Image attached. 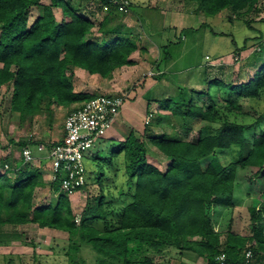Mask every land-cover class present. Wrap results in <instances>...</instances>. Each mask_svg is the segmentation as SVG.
Returning a JSON list of instances; mask_svg holds the SVG:
<instances>
[{
	"label": "trees",
	"instance_id": "1",
	"mask_svg": "<svg viewBox=\"0 0 264 264\" xmlns=\"http://www.w3.org/2000/svg\"><path fill=\"white\" fill-rule=\"evenodd\" d=\"M98 1L106 9L95 23L80 12V0H0V87L10 88L7 108L18 113L20 126H33L45 114L48 128L61 124L64 135L55 108L75 110L98 95L76 88L75 70L105 79L135 64L130 59L134 51L148 53L141 33L124 23L118 6ZM185 1H193L196 12L207 16L227 11L229 19L242 20L249 28L252 19L246 16L259 10L258 0ZM248 41L235 50L246 49ZM163 46H157V56ZM263 54L264 46L254 50L249 57L254 73L236 75L235 82L209 77L204 65L198 87L164 91L155 100L169 114L152 113L144 125L146 137L128 128L123 140L99 138L84 155V182L72 192L85 188L79 213L63 190L68 176L63 169L48 180L50 200L34 202L36 189L47 183L41 168L29 167L22 155L29 147L35 158L36 147L44 162L61 138L44 142L31 135L16 143L9 139L13 149L20 150V159L14 164L8 157L0 159V227L32 223L67 233L51 244L60 250H52V256L61 264H157L154 257L170 249L177 262L165 264H185L184 256L212 262L221 252L241 260L247 248L264 257ZM159 60L156 67L161 70ZM193 119L200 126L197 137L189 140L182 133L189 132ZM152 125L161 133L150 132ZM146 140L168 160L164 169L147 161ZM245 166L254 168L250 179L261 199L254 197L246 214H240L233 202L235 177L238 167ZM93 185L97 191L90 193ZM244 221L247 235L242 233Z\"/></svg>",
	"mask_w": 264,
	"mask_h": 264
},
{
	"label": "rangeland",
	"instance_id": "2",
	"mask_svg": "<svg viewBox=\"0 0 264 264\" xmlns=\"http://www.w3.org/2000/svg\"><path fill=\"white\" fill-rule=\"evenodd\" d=\"M41 1L47 3L49 0ZM260 1L262 0H258V7ZM73 2L75 3L76 0H73ZM127 3H129L128 10L120 11L123 12L120 15L124 23L132 27L135 33H141L142 45L153 44L151 45L152 48L149 49L148 53L143 54L134 51L130 59L139 65L132 66L133 68L128 67L130 69L124 68L120 73L116 69L105 79L98 75H90L85 70L83 72L79 69L75 71L77 89L97 93L98 95L124 93L127 96L122 107L124 110L116 120L119 123L120 130H117L113 122L111 128L107 131L108 136L114 133L117 136L116 138L123 140L125 136L124 129L127 131L128 128H133L139 137L143 135L144 125L151 121L152 113L169 114V110L160 106L155 99L161 97L164 91H176L178 86L198 87L205 66L209 77L221 76L226 81L232 82L236 81V75L241 78L254 73L255 69L249 64V57L252 56L255 50V44L253 43L256 37L264 36V12L260 8H258L260 11L258 10L256 14L249 13L246 16L252 19V27L249 28L242 20L229 19L227 11L215 16H207L202 11L196 12L193 1L127 0ZM99 6L100 2L98 0H80V12L90 20L95 21V23L101 19L106 9L105 7L101 9ZM32 12L34 13L35 9ZM59 16H61L60 13ZM193 28L196 30H193ZM247 38H249V41L246 49L235 50V47L242 46ZM161 45L166 46L161 48L160 57L157 56L158 50L156 48H158L157 46L161 47ZM158 60L161 70L156 67ZM148 90L150 91L144 97ZM10 93V88L0 87V159L8 157V159L10 158L9 162L13 161L11 164H14L15 160L20 159V150L17 148L14 150L13 145L9 143V139H13L16 143L20 138L32 135V138L52 142L62 135V129L59 127L61 124L58 123H54L53 129H49L44 121L45 114H42L40 119L33 122V126L28 125V123L20 126L18 113L10 112L7 108ZM147 98L152 100L148 101ZM55 109L57 111L55 114L56 119L61 120L64 124L69 109L61 107ZM165 122L163 119L162 123ZM189 126L191 127L189 132L182 133V135L186 139L193 140L197 137L200 124L198 120L193 119ZM151 128L152 131L150 132L154 134L161 133L160 127L152 125ZM167 131H170V129L167 128ZM176 131L179 132V128ZM107 133L104 137L107 136ZM144 137H146V133H144ZM146 145L148 149L147 161L160 169H164L168 160L147 140ZM32 150L35 158L28 165L29 167L39 166L44 181L47 183L45 187L36 189L34 202L45 203L51 197L48 188V180L51 178L48 167L51 168V162L45 158V163L42 164L39 157L41 150L38 151L36 147H33ZM3 171L4 169L0 167V173ZM253 171L254 168L245 166L238 167L236 172L233 202L238 209H241L240 214H246V208L251 204L254 197L261 199L258 193V196H256V188L253 180L250 179ZM89 189L90 193L97 191L94 185L89 186ZM69 198L71 205L79 213L86 201L85 188L69 194ZM223 221L225 225V219ZM241 225L242 233L247 235L249 231L248 222L244 221ZM66 235L65 232L48 227H38L32 223L19 225L15 228L4 225L0 227V253H12L11 261L17 260L14 257L16 254L22 255L23 253L22 262L20 261L19 264H61L58 258H55V255L52 256V250L53 252H59L60 250L53 248L52 245H55L56 242L59 243L60 239L66 237ZM250 244L249 242L248 245ZM174 254L175 250L170 249L167 253L156 255L154 261L157 264H165L169 261L175 263L177 257ZM202 258L204 257L196 256L193 260L184 256L182 260L185 264H199V261H204ZM5 260L7 262L9 259Z\"/></svg>",
	"mask_w": 264,
	"mask_h": 264
},
{
	"label": "built area",
	"instance_id": "3",
	"mask_svg": "<svg viewBox=\"0 0 264 264\" xmlns=\"http://www.w3.org/2000/svg\"><path fill=\"white\" fill-rule=\"evenodd\" d=\"M110 1L118 6V10L127 11V0ZM259 8L264 12V0L259 2ZM262 46H264V37L260 43L255 44V50H261ZM126 97L124 93L97 95L67 113L63 124L64 135L59 142L50 147L46 155L51 162V179L54 178L55 172H60V169L68 172L67 178L63 180L64 191L71 194L74 188L83 184L84 155L111 128L119 116ZM22 155L26 162L34 159L29 147L22 150ZM205 264H264V257L258 258L252 249L247 248L241 260H232L221 252L212 262L206 259Z\"/></svg>",
	"mask_w": 264,
	"mask_h": 264
},
{
	"label": "crops",
	"instance_id": "4",
	"mask_svg": "<svg viewBox=\"0 0 264 264\" xmlns=\"http://www.w3.org/2000/svg\"><path fill=\"white\" fill-rule=\"evenodd\" d=\"M151 45H153V44H147L146 46L148 47V48H152V46ZM155 48V47H154ZM138 54H140L139 52H138ZM137 65H139L138 63H135V64H132V65H130V66H123V67H121L120 69H118L119 71H118V73H120L121 72V70L122 69H127L128 67H131V68H133V67H136ZM133 66V67H132ZM128 69H130V68H128ZM78 70V69H77ZM81 72H83V69H79ZM76 71V70H75ZM127 72H129V71H127ZM78 74V73H77ZM82 74V73H81ZM119 75H121V74H119ZM77 76V75H76ZM79 76V75H78ZM77 80V79H76ZM78 90H81V89H78ZM124 109L122 108L121 109V111H120V113L119 114H121V112L123 111ZM119 117V116H118ZM117 120V119H116ZM116 120L114 121V125L116 126V128H117V130H120V126H119V123L118 122H116ZM114 125H113V127H114ZM122 127H123V125H122ZM113 129V128H112ZM124 132H126L125 131V129H124ZM62 135H63V133H62ZM62 135H60V137H59V139L62 137ZM107 136H108V133H107ZM109 137H114V138H116L117 136L116 135H114V133H112ZM59 139H57V140H59ZM55 141V140H54ZM43 163H45V161L44 162H42V164ZM48 170H49V167H48ZM49 174H50V172H49ZM21 242V241H20ZM1 243V242H0ZM21 243H23V242H21ZM32 255H34L33 253H32ZM22 256H24V254L22 253V255L21 254H16V256H14L15 258H17V260H15L14 259V261H11V258H12V253H6V254H2V253H0V264H9V263H11V264H19L20 263V261H21V257ZM194 257V256H193ZM193 257H190V259H193V260H195V258H193ZM199 257H201V256H199ZM9 259V260H7V262H6V260L5 259ZM204 261H199V264H205V262H206V259L205 258H202ZM4 262V263H2V262ZM22 262V261H21Z\"/></svg>",
	"mask_w": 264,
	"mask_h": 264
},
{
	"label": "clouds",
	"instance_id": "5",
	"mask_svg": "<svg viewBox=\"0 0 264 264\" xmlns=\"http://www.w3.org/2000/svg\"><path fill=\"white\" fill-rule=\"evenodd\" d=\"M63 136V135H62ZM104 137V136H103ZM62 138V137H61ZM45 158H47L46 156H45ZM48 159V158H47ZM49 171H50V169H49ZM50 175H51V171H50Z\"/></svg>",
	"mask_w": 264,
	"mask_h": 264
}]
</instances>
